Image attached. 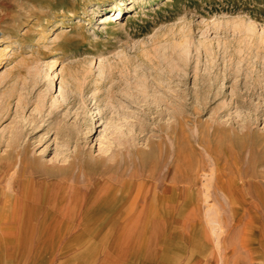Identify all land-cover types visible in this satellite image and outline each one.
<instances>
[{"label":"rangeland","instance_id":"1","mask_svg":"<svg viewBox=\"0 0 264 264\" xmlns=\"http://www.w3.org/2000/svg\"><path fill=\"white\" fill-rule=\"evenodd\" d=\"M130 1L0 0V242L264 211V0Z\"/></svg>","mask_w":264,"mask_h":264},{"label":"crops","instance_id":"2","mask_svg":"<svg viewBox=\"0 0 264 264\" xmlns=\"http://www.w3.org/2000/svg\"><path fill=\"white\" fill-rule=\"evenodd\" d=\"M238 209L232 212L236 218L230 216L224 221L219 236L206 227L199 245L190 237L192 228L165 230L158 225L152 233L155 242L151 236L146 251L138 248L131 232L103 251L95 245L69 244L63 239L26 249L8 241L0 242V264H264V211L246 214ZM159 238L171 246V251L156 249Z\"/></svg>","mask_w":264,"mask_h":264},{"label":"bare ground","instance_id":"3","mask_svg":"<svg viewBox=\"0 0 264 264\" xmlns=\"http://www.w3.org/2000/svg\"><path fill=\"white\" fill-rule=\"evenodd\" d=\"M130 2H133L132 0ZM126 9H123V8H118L116 11H114L112 14H108V15H105L103 17H101L99 20V25H111V24H114L116 23L117 20H120L122 17H120V19H117V17L114 18L115 14L116 16H119L121 13H122V10H125V12H127L128 10V7H125ZM1 66V65H0ZM1 68V67H0ZM33 166H35V168L37 167L36 165L32 164ZM67 196V195H66ZM10 199V198H9ZM69 206V205H68ZM54 207V206H53ZM64 212V211H63ZM66 212V210H65ZM65 214V213H64ZM77 217V216H76Z\"/></svg>","mask_w":264,"mask_h":264}]
</instances>
